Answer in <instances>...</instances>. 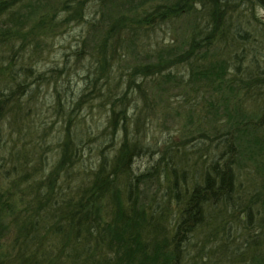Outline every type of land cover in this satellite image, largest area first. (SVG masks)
Segmentation results:
<instances>
[{
	"label": "trees",
	"instance_id": "16d2710c",
	"mask_svg": "<svg viewBox=\"0 0 264 264\" xmlns=\"http://www.w3.org/2000/svg\"><path fill=\"white\" fill-rule=\"evenodd\" d=\"M21 1L0 0V15L10 12L12 18H23ZM90 1L100 14L98 20L105 21L106 14L111 19L100 27L105 31L98 44L102 54L111 56L110 61H114L116 55L123 57L117 50V46L124 43L123 34L131 36L140 32L142 25L147 26V30L155 23L167 26L182 23L188 30L187 47L170 46L167 50L172 55L165 59L159 57L154 63H139L125 71L108 72L109 60H104L106 66L99 67L98 59L94 70L86 72L85 85L92 86L95 97L110 104L111 137L118 132L123 138L112 158L105 155L101 144L98 146L102 158L98 167L91 169L95 171L86 184V198L80 197L78 203L68 201L72 209L67 214H63L66 208H61L60 204L67 202L64 195L56 194L53 199L47 196L49 187H30L28 182L20 187L24 184L26 166L19 161V155L25 149L19 150L15 144L9 149L6 138L12 134L6 130L10 125L11 128L17 125L16 113L32 83L26 79L19 82L17 71H11L13 81L6 88H0V177L10 180L8 187L0 184V235L6 229L2 223L5 213L18 212V194L20 203L24 207L30 204V209L26 208L23 217L19 212L14 216L13 223L18 226L14 249L10 254L0 250V264H64L69 259L70 264H184L181 258L195 244L192 238L196 231L217 225L216 217H208L220 203L227 210L246 214L243 230L246 234L237 227L236 235L240 232L246 240L252 236L249 234L254 212L260 217L263 230L264 180L243 186L239 164L247 136L253 139L255 153L264 154V18L258 13L264 11V0H66L63 3L68 15H74L76 21H85L95 31L100 24L95 20L97 11L90 18L89 13L83 15ZM16 4L20 6L14 7ZM147 6L150 11L146 10ZM182 70L192 75L193 82L186 83L185 88L193 87L197 94L204 90L221 93L231 89L234 98L240 91H244V95L238 97L240 102L234 107L235 115L224 125L223 131L214 132L213 138L219 141L217 151H213L202 173H198V169L196 174H190L192 169L183 159L178 163L174 160V163L172 160L165 163L169 168L168 172L164 171L165 177L170 184L166 195L178 211L171 239L161 232V228H165L161 223L166 218L164 212L158 218L145 206L137 205L132 197L136 184L151 179V172L136 173L134 158L154 153L137 132L129 131L131 109L127 111V108L139 99L149 103L145 80L162 76L183 79ZM40 76L31 78L39 82ZM112 77L117 79L115 94ZM135 94L138 96H133ZM250 101L253 105L249 107ZM81 150L78 143L68 146L62 161L66 157L77 160ZM159 160L164 162V155ZM121 178L125 179V199L120 194ZM106 204L113 208L109 218L101 214ZM228 226L223 228L229 235ZM103 246L108 247L112 256L106 257L99 251ZM229 250L237 253L239 263L264 264L263 248L244 245ZM55 256L57 261H53Z\"/></svg>",
	"mask_w": 264,
	"mask_h": 264
},
{
	"label": "rangeland",
	"instance_id": "374dc122",
	"mask_svg": "<svg viewBox=\"0 0 264 264\" xmlns=\"http://www.w3.org/2000/svg\"><path fill=\"white\" fill-rule=\"evenodd\" d=\"M65 2L66 0H22L19 4L23 10V18H12L10 12L0 15V88H6L13 81L12 70L17 71L19 82L26 79L32 83L16 113L17 125L7 127V133L12 136H7L6 143L9 149L13 144L19 150L25 149L19 155V161L26 166L24 184L20 187H25L28 182L31 183L30 187H49L47 196L53 199L56 194L64 195L67 202L60 203L61 208H66L63 214L72 209L68 201L78 203L80 197L86 198L85 187L95 171L91 169H96L102 158L98 146L101 144L105 155L112 158L123 138L118 132L111 137L110 104L101 97H95L92 86L85 85L86 72L94 70L98 59L99 67L106 66L104 60H109L106 66L108 72L129 70L139 63H154L159 57L165 59L172 55L167 50L170 46L186 49L189 36L182 23L169 26L155 23L147 30V26L142 25L140 32L131 36L123 34L124 43L117 46L118 53L123 57L116 55V59L110 61L111 56L102 54L98 44L102 42L101 37L105 31L100 27L104 23L108 24L111 19L106 14L105 21L98 20L101 19L100 14L90 1L82 12L83 15L89 13L87 17L90 18L97 11L95 20L100 24L94 31L85 21H76L74 15H68L63 6ZM146 10L150 11V6ZM258 13L264 18L263 10ZM180 73H183V79H166L163 76L155 80L148 78L144 89L149 103L139 99L127 108V111L131 109L129 131L137 132L154 153L134 158L136 173L151 172V179L136 184L132 197L137 205L145 206L149 213L153 212L158 218L164 212L166 218L161 223L165 228H161V232L171 239L178 211L166 195L170 184L165 177L164 171L169 170L165 163L171 160L178 163L183 159L192 169L190 174H196L198 169V173H202L208 167L213 151H217L216 143L219 141L216 137L213 138L214 132L223 131L224 125L235 115L234 107L240 102L239 98L244 95V91H240L234 98L231 89H225L221 93L204 90L197 94L193 87L185 88L186 83L193 82L191 73L188 75L183 70ZM39 74L40 81L35 82L33 78ZM32 75L35 77L31 78ZM116 80L112 77L114 94L117 92ZM252 105L250 101L248 106ZM252 141L249 136L245 138V149L240 157L243 186L259 184L264 180V154L255 153L256 147ZM76 143L82 147L77 160L66 157L62 161L65 149ZM161 155L165 157L164 162L159 160ZM9 182L10 180L0 177L3 187H8ZM119 183L120 194L125 199V179L121 178ZM26 198L29 200L31 197L29 195ZM16 200L19 203L17 210L23 217L26 208L30 209V204L24 207L20 203L19 194ZM217 206L208 217H216L217 225L211 229L208 226L202 227L196 231L197 234L194 233L192 240L195 244L181 258L182 263L244 264L239 263L237 253H231L230 248L234 250L244 245H253L256 249H264V229H261V219L255 212L252 233L249 234L252 236L246 240L245 235L240 232L236 235L237 227L246 234L243 231L246 214L227 210L221 203ZM112 211L113 208L111 210L107 204L101 208V214L106 218L113 215ZM18 212L8 211L2 221L6 229L0 235V250H7L9 254L14 249L13 244L18 234V226L13 223ZM231 213L235 216L232 217ZM226 225H229V235L223 228ZM101 248L99 251L105 253L106 257L112 256L107 246ZM57 260L55 256L53 261ZM70 260L64 264H70Z\"/></svg>",
	"mask_w": 264,
	"mask_h": 264
}]
</instances>
